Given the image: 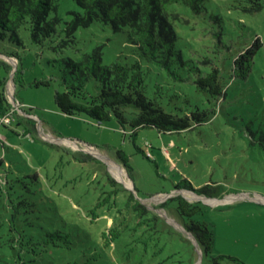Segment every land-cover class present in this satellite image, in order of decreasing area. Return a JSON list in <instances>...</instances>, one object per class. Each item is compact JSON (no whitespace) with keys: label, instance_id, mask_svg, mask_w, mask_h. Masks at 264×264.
Masks as SVG:
<instances>
[{"label":"rangeland","instance_id":"obj_1","mask_svg":"<svg viewBox=\"0 0 264 264\" xmlns=\"http://www.w3.org/2000/svg\"><path fill=\"white\" fill-rule=\"evenodd\" d=\"M232 3L207 0L199 13L172 5L183 17L175 25L184 57L217 64L226 87L210 119L181 131L140 127L132 135L114 118L69 115L55 104V89L69 76L61 58L99 47L102 64L138 60L146 93L165 110L210 106L192 73L179 67V79L146 61L125 31L94 22L79 27L76 43L61 52L0 36V117L10 112L0 124V264H64L91 255L93 264H264V7L249 12ZM71 10L73 0H60L61 25ZM255 36L262 45L250 73L231 78L228 56ZM40 80L48 84L36 85ZM85 87L95 93L98 82ZM183 179L193 188L206 185L211 195L176 189ZM177 194L199 202L192 218L213 230L210 252L199 254L185 230L186 218L169 199ZM137 203L145 214H136ZM117 228L111 242L109 231ZM55 230L67 233L68 246L53 244L47 232Z\"/></svg>","mask_w":264,"mask_h":264},{"label":"trees","instance_id":"obj_2","mask_svg":"<svg viewBox=\"0 0 264 264\" xmlns=\"http://www.w3.org/2000/svg\"><path fill=\"white\" fill-rule=\"evenodd\" d=\"M77 10H71V18L61 25L59 14L60 0H0V36L8 37L18 45H23V37L41 47L54 52L64 51L76 43L75 32L79 27H88L94 22L108 24L114 31H125L129 42L134 44L138 54L149 62L166 69L171 75L182 79L176 69L182 67L193 75V83L202 91L208 108L195 105L191 110L174 113L164 109L158 96H150L145 91L144 74L140 62L130 64L113 61L101 63L99 47L90 52H82L77 58H61L65 66L63 87L56 88L54 100L58 109L69 115L87 114L96 121L114 118L122 127L128 125L135 134L140 127H153L158 132H173L191 128L210 119L217 111L226 94L220 67L204 60L207 67L185 58L177 44L176 22L183 20L181 13L172 5L179 3L188 6L193 12L205 9L207 0H73ZM234 9L254 12L264 7V0H232ZM237 1V0H236ZM220 32L217 33L219 35ZM259 36H255L247 46H241L228 56L230 77L245 78L250 73L254 55L261 47ZM11 57L15 58L13 55ZM95 79L98 89L90 93L85 82ZM48 84L46 80L35 82ZM0 92V105L3 100ZM1 112L4 111L0 110ZM261 145H264V130L259 133ZM197 194L210 196L207 187L193 188L183 179L181 186ZM176 201V211L184 219L185 230L194 237L202 254L211 251L213 230L203 220L193 219L192 215L201 210L198 201H189L181 194L171 196ZM163 202L161 205L165 204ZM137 215H143L147 208L137 203L133 207ZM155 217V216H154ZM111 228V227H110ZM113 240L120 234L118 228L109 231ZM54 245L70 244L67 233L60 230L48 231ZM58 238L60 241H56ZM105 240L106 243H111ZM45 243L48 240L44 241ZM95 255L64 264H93Z\"/></svg>","mask_w":264,"mask_h":264},{"label":"built area","instance_id":"obj_3","mask_svg":"<svg viewBox=\"0 0 264 264\" xmlns=\"http://www.w3.org/2000/svg\"><path fill=\"white\" fill-rule=\"evenodd\" d=\"M12 112V111H11ZM10 113V112H9ZM9 113H4L1 117H0V124H5L6 122L8 123L9 122V118H8V115ZM146 156H149L150 153L147 151L146 153Z\"/></svg>","mask_w":264,"mask_h":264},{"label":"bare ground","instance_id":"obj_4","mask_svg":"<svg viewBox=\"0 0 264 264\" xmlns=\"http://www.w3.org/2000/svg\"><path fill=\"white\" fill-rule=\"evenodd\" d=\"M111 164H112V166H113V168H114V170H116V171H118V172H123V170H122V168L121 167H119L117 164H115V163H113V162H111ZM111 166V165H110Z\"/></svg>","mask_w":264,"mask_h":264},{"label":"water","instance_id":"obj_5","mask_svg":"<svg viewBox=\"0 0 264 264\" xmlns=\"http://www.w3.org/2000/svg\"><path fill=\"white\" fill-rule=\"evenodd\" d=\"M175 191V190H174ZM199 196H201L200 194H198ZM183 196V195H182ZM200 199H201V197H200ZM203 200V199H202ZM203 201H205V200H203ZM189 233V232H188ZM190 235H191V233H189ZM192 236V235H191ZM193 237V236H192ZM194 238V237H193ZM197 243V242H196ZM199 254H202V252H201V250H199Z\"/></svg>","mask_w":264,"mask_h":264},{"label":"crops","instance_id":"obj_6","mask_svg":"<svg viewBox=\"0 0 264 264\" xmlns=\"http://www.w3.org/2000/svg\"><path fill=\"white\" fill-rule=\"evenodd\" d=\"M7 58H13V57H11V56H7Z\"/></svg>","mask_w":264,"mask_h":264}]
</instances>
